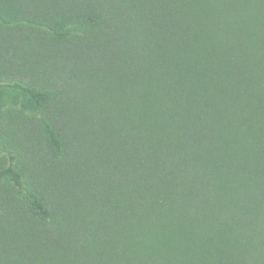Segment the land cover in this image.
Segmentation results:
<instances>
[{
    "label": "trees",
    "instance_id": "1",
    "mask_svg": "<svg viewBox=\"0 0 264 264\" xmlns=\"http://www.w3.org/2000/svg\"><path fill=\"white\" fill-rule=\"evenodd\" d=\"M89 29L124 58L110 74L72 73L94 128L112 142L95 139L116 153L118 174L108 211L85 206L81 230L94 233L96 255L79 264L170 260L201 233L216 236L208 253H221L236 236L264 232V0H0V31L18 44L62 46ZM2 48L0 196L11 188L46 222L48 199L29 182L3 122L21 103L61 159L68 140L44 109L65 94L11 76Z\"/></svg>",
    "mask_w": 264,
    "mask_h": 264
},
{
    "label": "rangeland",
    "instance_id": "2",
    "mask_svg": "<svg viewBox=\"0 0 264 264\" xmlns=\"http://www.w3.org/2000/svg\"><path fill=\"white\" fill-rule=\"evenodd\" d=\"M125 9L117 10L116 16L122 18ZM104 13L111 18L108 9ZM97 35L98 31L89 29L62 46L38 41L22 45L11 32L0 31L2 53L12 64L11 76L64 92L63 101L47 106L44 113L68 140L65 156L55 159L47 149L38 114L20 103L5 116L6 142L17 149L29 182L46 196L53 216L46 222L36 220L27 204L11 188L4 187L0 196V264H79L82 259L92 261L96 255L95 235L81 230L82 220L85 206L94 205L106 212L112 205L118 176L116 153L106 145L102 149L95 141L100 137L112 145L94 128L96 114L85 112V91L73 81L72 73L96 69L110 74L105 68L122 63L124 58L108 44L100 45ZM98 148L105 154L97 155ZM7 154L6 148L0 149V165ZM205 236H197L193 246L183 243L192 250L152 264H264V232L260 230L255 237L241 235L232 243H222L221 253H208L206 239H217L213 234Z\"/></svg>",
    "mask_w": 264,
    "mask_h": 264
}]
</instances>
